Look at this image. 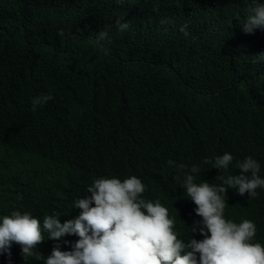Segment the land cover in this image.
<instances>
[{"label": "clouds", "instance_id": "9594fccd", "mask_svg": "<svg viewBox=\"0 0 264 264\" xmlns=\"http://www.w3.org/2000/svg\"><path fill=\"white\" fill-rule=\"evenodd\" d=\"M83 2L0 0L4 22L39 9L71 88L23 117L41 158L0 201V264H264V0ZM165 16L198 41L170 43Z\"/></svg>", "mask_w": 264, "mask_h": 264}, {"label": "trees", "instance_id": "16d2710c", "mask_svg": "<svg viewBox=\"0 0 264 264\" xmlns=\"http://www.w3.org/2000/svg\"><path fill=\"white\" fill-rule=\"evenodd\" d=\"M79 2L84 4L83 0ZM53 13L61 15L62 11ZM40 15L41 12L35 7L11 19L12 22H4L0 17V40H3V36L7 38L6 50L0 56V201H8L14 192L27 187L41 158L42 142L31 134L27 127L29 120L23 117L30 114L48 115L50 111L59 110V107L48 104L30 111L27 108L31 107V100L49 82L71 90L65 79L61 78L59 57L50 49V44L58 39V34L46 28ZM111 15V11H103L99 16L109 20ZM19 21H22V26ZM182 27L187 35L181 30ZM196 29L200 30L195 24L179 25L176 18L165 16L158 33L170 43H190L198 41ZM74 40L80 38L74 36ZM33 70L49 78L29 75ZM229 79L228 68L216 64L210 83L221 87ZM18 100L22 107L18 105ZM8 105L13 109L14 117L7 113ZM15 113L22 114L17 116ZM10 118H14V121ZM27 201L28 197L18 195L16 206L24 208Z\"/></svg>", "mask_w": 264, "mask_h": 264}]
</instances>
